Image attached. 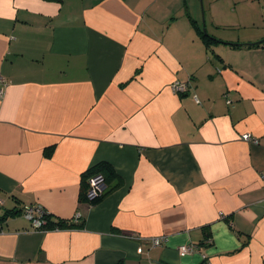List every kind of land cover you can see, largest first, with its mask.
Returning a JSON list of instances; mask_svg holds the SVG:
<instances>
[{"label":"crops","instance_id":"obj_1","mask_svg":"<svg viewBox=\"0 0 264 264\" xmlns=\"http://www.w3.org/2000/svg\"><path fill=\"white\" fill-rule=\"evenodd\" d=\"M195 1L0 0V264H264V0Z\"/></svg>","mask_w":264,"mask_h":264},{"label":"built area","instance_id":"obj_2","mask_svg":"<svg viewBox=\"0 0 264 264\" xmlns=\"http://www.w3.org/2000/svg\"><path fill=\"white\" fill-rule=\"evenodd\" d=\"M4 86H5V78L0 75V98L4 94ZM173 88L179 91H183L186 89V85L184 83L175 82L173 85ZM241 138L244 140H250L252 142H256L257 140L251 137L249 133H243L241 135ZM106 186V181L104 174L100 171L94 172L90 174L87 177V186L85 190V199L87 203H94L93 200L100 199V197L103 195L104 189ZM2 205V200L0 199V207ZM44 211L41 205H32V204H26L23 205V214L24 217L30 220L32 227L34 229H38L41 227L44 220H42V215ZM82 214L79 211H76V213L71 218L72 222L79 221L82 218ZM1 228V226H0ZM163 241V239L156 238L153 239L152 244L158 245ZM195 249L192 245H180L178 248V253L181 256H184L186 254H189L193 252Z\"/></svg>","mask_w":264,"mask_h":264},{"label":"rangeland","instance_id":"obj_3","mask_svg":"<svg viewBox=\"0 0 264 264\" xmlns=\"http://www.w3.org/2000/svg\"><path fill=\"white\" fill-rule=\"evenodd\" d=\"M235 0H197L195 1V7L197 13H199V23L204 29V33L208 37H212L209 33H211L214 29L211 28L212 23H211V10L218 8L221 12L227 14L228 13H233L235 10V5H234ZM203 12L204 16V26L202 23V16L201 13ZM215 17V16H214ZM216 18V17H215ZM221 20V19H220ZM221 28H217L216 32L217 33H232L233 31H237L238 29H233V26H228L227 25H219Z\"/></svg>","mask_w":264,"mask_h":264},{"label":"trees","instance_id":"obj_4","mask_svg":"<svg viewBox=\"0 0 264 264\" xmlns=\"http://www.w3.org/2000/svg\"><path fill=\"white\" fill-rule=\"evenodd\" d=\"M55 1H60V0H55ZM201 31V30H200ZM201 35H202V37L204 38V37H207L206 39H209V40H211V39H213V38H211V37H208L207 35H206V33H204L203 31H202V33H201ZM232 44V43H231ZM256 44H259V43H256ZM233 45V44H232ZM255 45V44H254ZM100 166V167H99ZM106 166L105 165H95L94 167H92V168H90L89 170H88V173H84V174H82V180H81V189H82V192L81 193H83V199L86 201V199H85V190H86V186H87V177L90 175V174H92V173H94V172H97V171H100V172H102L103 174H104V177H105V175H106V172H104V170H103V168H105ZM110 175H111V173H109ZM112 174H113V171H112ZM105 181H106V177H105ZM99 199H97V200H93L92 202H97ZM2 205H3V203H2ZM1 205V207H0V209L3 207ZM23 205H26V204H23ZM23 205L21 206V208L19 209V210H17V212L19 213H22V215L24 216V214H23ZM32 205H34V204H32ZM37 205V204H36ZM43 208V207H42ZM13 211H15V209H13L12 210V212ZM43 211H44V213H43V215H42V220H44V222L42 223V225H41V227L40 228H38V229H41V230H47V229H55V228H63V227H77L78 225H80L81 224V222H82V219H83V217L79 220V221H76V222H72L71 221V219H52L51 218V215L49 214V212L45 209V208H43ZM6 213H8L7 211L4 213V215L6 214ZM3 216V215H2ZM1 216V213H0V221H1V219H3L4 217H2ZM73 217V216H72ZM27 219V218H26ZM28 220V219H27ZM29 222H30V220H28ZM30 224H31V222H30ZM0 226H1V224H0ZM31 226H32V224H31ZM33 228V227H32ZM34 229V228H33ZM35 230H37V229H35Z\"/></svg>","mask_w":264,"mask_h":264},{"label":"water","instance_id":"obj_5","mask_svg":"<svg viewBox=\"0 0 264 264\" xmlns=\"http://www.w3.org/2000/svg\"><path fill=\"white\" fill-rule=\"evenodd\" d=\"M200 2H201V0H200ZM202 23H203V26H204V16H203V12H202ZM202 31L204 32V29H202ZM222 42H225V41H222ZM256 43H258V42H256Z\"/></svg>","mask_w":264,"mask_h":264}]
</instances>
